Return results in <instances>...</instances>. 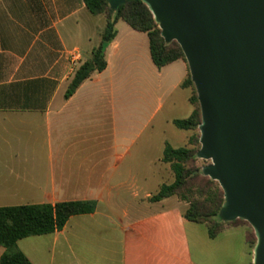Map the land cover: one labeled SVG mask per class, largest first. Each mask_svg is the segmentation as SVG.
<instances>
[{"label":"crops","instance_id":"obj_1","mask_svg":"<svg viewBox=\"0 0 264 264\" xmlns=\"http://www.w3.org/2000/svg\"><path fill=\"white\" fill-rule=\"evenodd\" d=\"M105 24L106 15L90 13L83 0H0V207L96 202L60 230L19 239L32 264H202L186 204L173 195L151 201L173 180L161 161L165 140L153 149L152 138L141 137L152 115L137 120L143 104L131 100L152 78L165 94L170 75L171 88L181 87L187 63L157 68L148 35L117 21L105 68L64 97ZM238 225L224 224L213 238Z\"/></svg>","mask_w":264,"mask_h":264},{"label":"water","instance_id":"obj_2","mask_svg":"<svg viewBox=\"0 0 264 264\" xmlns=\"http://www.w3.org/2000/svg\"><path fill=\"white\" fill-rule=\"evenodd\" d=\"M141 1L184 54L200 109L196 157L223 191L219 217L251 226L252 264H264V0Z\"/></svg>","mask_w":264,"mask_h":264},{"label":"trees","instance_id":"obj_3","mask_svg":"<svg viewBox=\"0 0 264 264\" xmlns=\"http://www.w3.org/2000/svg\"><path fill=\"white\" fill-rule=\"evenodd\" d=\"M83 2L90 13L105 14L106 24L101 31L99 44L91 51L90 59L75 69L65 90V98H68L92 73L101 72L105 68V48L115 36V23L119 19L124 20L131 28L148 35L151 59L157 68L177 59H183L186 62L176 41H164L158 24L141 0H125L117 8L110 7L107 0H83ZM181 86L194 87L189 74L184 78ZM189 101L193 105L191 114L186 118L172 120L179 129L193 130L198 128L200 123L196 90L193 95L189 96ZM190 143L191 141H189ZM195 159L196 151L194 152L192 148L186 145L174 148L166 143L161 161L170 164L174 178L170 183L161 184L158 191L151 197V201H159L165 197L176 195L181 200L188 202L184 217L196 223H204L211 238L222 230L224 224H245L237 222V220L243 219L232 221L220 219L219 209L223 203V191L216 181L204 176L201 169L193 165ZM194 190L199 198L187 196V193L191 195ZM95 207L94 200H70L54 204L40 203L0 207V245L5 248L0 256V264H32L17 247L19 239L60 230L71 215L89 213ZM247 240L250 246L251 232L247 233Z\"/></svg>","mask_w":264,"mask_h":264},{"label":"rangeland","instance_id":"obj_4","mask_svg":"<svg viewBox=\"0 0 264 264\" xmlns=\"http://www.w3.org/2000/svg\"><path fill=\"white\" fill-rule=\"evenodd\" d=\"M119 25H126L123 20H118ZM189 74V72H188ZM169 77L167 85V93L164 89H158L156 78H152L149 84H139L141 87L134 88L131 100H134L137 107L143 104L141 111L137 110V120L146 121L149 119L152 123L151 128L146 129L145 133L141 134V137H151L153 140V149L155 144L159 143V140H165V144H169L172 147H181L186 145L195 151L199 149V130L198 128L193 130L179 129L172 122L173 119H181L189 116L193 109V105L187 100V97L194 94L195 90L193 86L189 87H177L172 89L173 77ZM172 89V90H171ZM168 90H171V94H168ZM189 99V98H188ZM162 104L161 109L153 113L154 108L158 103ZM196 106V105H195ZM153 113V114H152ZM189 141L191 143L189 144ZM164 144V145H165ZM155 150H153V156ZM209 163V160H203L196 157L193 165L201 169L202 166ZM167 170L174 178L173 172L170 168V164L166 163ZM163 165H153V171H160L163 173ZM209 178V177H208ZM181 200L178 196L173 195ZM189 198H199L196 196L195 190ZM202 197H200V200ZM188 207V202L181 200ZM237 222L245 223L240 224L235 228H232L229 236L224 237L219 235L216 238H209L206 234L207 227L204 223H195L197 232L190 236L191 247L194 257L202 264H250L252 262V251L256 241L255 234L251 226L245 220H237ZM251 232V245L249 246L245 240L246 234Z\"/></svg>","mask_w":264,"mask_h":264}]
</instances>
